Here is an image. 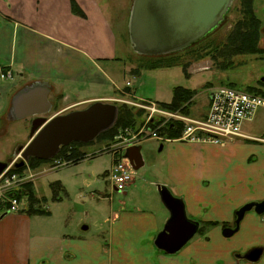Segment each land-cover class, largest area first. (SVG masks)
<instances>
[{
  "label": "crops",
  "instance_id": "crops-1",
  "mask_svg": "<svg viewBox=\"0 0 264 264\" xmlns=\"http://www.w3.org/2000/svg\"><path fill=\"white\" fill-rule=\"evenodd\" d=\"M73 3L81 15L73 13ZM106 6L99 0H0V70L12 72V78L0 79V141L3 122L12 121L11 101L26 86L46 82L52 107L69 103L59 112L127 89L117 86L105 66L121 60ZM242 134L247 139L223 146L145 140L151 145L141 149L143 167L132 174L121 199L102 207L93 234L90 226L76 230L69 222L54 223L48 210L41 216L0 212V264H264V214L246 213L238 231L223 236L235 228L239 209L264 202V131ZM28 141L29 136L20 148ZM158 186L180 199L186 217L199 224L173 255L155 246L170 220ZM255 248L263 250L259 261L242 262Z\"/></svg>",
  "mask_w": 264,
  "mask_h": 264
},
{
  "label": "rangeland",
  "instance_id": "rangeland-1",
  "mask_svg": "<svg viewBox=\"0 0 264 264\" xmlns=\"http://www.w3.org/2000/svg\"><path fill=\"white\" fill-rule=\"evenodd\" d=\"M99 1L107 5L106 8L109 10L108 14L117 36L118 53L121 58L120 62L114 61L105 66L109 67L118 87L124 89L125 84L128 83L130 88L116 91L115 96L110 100L96 102L113 104L118 110L123 107L134 108L132 104L136 99L133 98L134 94L131 92L133 90L138 99L168 104L172 100L174 88L181 87L196 91V95L188 106L189 116L194 118L207 114L211 89L232 84L235 89L244 91L247 87L259 89V85L264 83V55H242L228 58H224L222 54L219 55L227 34L240 18V0H234L225 21L206 41L186 52L173 53L174 58L179 57V66L154 70L140 69L139 73L134 69L150 59L148 56L135 54L131 49L128 38V21L133 0ZM254 12L261 21L259 47L264 50V33L262 31L264 28V0L254 1ZM182 66L186 67L185 72ZM72 103H74L73 100L70 101V105ZM68 104L53 105L46 117L51 118L71 111L83 110L91 103L81 104L59 112L63 108L62 106ZM134 110L137 109L134 108ZM263 110L258 109L253 120L242 125V130L262 133L264 131ZM29 120L30 118L24 121L3 122L0 159L3 157V161L8 162L21 145L26 143L30 133L31 122ZM134 121H136L135 128H127L133 132L132 134L140 130L145 117L141 115ZM152 144L157 145L158 149L157 143ZM110 145L95 140L84 146L82 151L85 156L76 165L73 161H69L68 165L55 168V161L62 159L60 157L40 165L26 162L21 172L25 179L31 181L29 184H33V192L38 198L37 203L34 204L35 208H40L42 211L48 210L50 215L47 217H51L56 224L63 225L64 222H69V229L73 226L76 230L90 226L89 234H93L102 221V207L107 204L108 200L117 201L122 198L121 194L112 192L104 177L105 170L112 163L111 155L106 153ZM148 145L151 143L145 141L139 146L144 151ZM55 183L61 186L56 194L52 189V185ZM22 201L24 202L21 209L26 210L28 204L25 200Z\"/></svg>",
  "mask_w": 264,
  "mask_h": 264
},
{
  "label": "water",
  "instance_id": "water-1",
  "mask_svg": "<svg viewBox=\"0 0 264 264\" xmlns=\"http://www.w3.org/2000/svg\"><path fill=\"white\" fill-rule=\"evenodd\" d=\"M234 0H133L128 21V38L132 51L139 56L158 57L183 51L211 35L224 21ZM50 88L46 82L35 83L19 90L11 101L12 121L33 118L29 141L19 149L14 169H21L30 159L48 162L61 148L73 143L88 145L111 129L117 120L115 105L93 102L83 110H75L47 118L52 105L48 99ZM133 169L143 167L141 147L126 150ZM0 162V175L9 167ZM161 202L170 213V220L157 236L155 246L169 255L178 253L198 232L199 224L186 217L183 202L158 186ZM264 214V202L247 204L236 213L235 228L225 229L230 238L248 212ZM87 228L84 227L83 230ZM261 249L249 252L245 259L259 260Z\"/></svg>",
  "mask_w": 264,
  "mask_h": 264
},
{
  "label": "built area",
  "instance_id": "built-area-1",
  "mask_svg": "<svg viewBox=\"0 0 264 264\" xmlns=\"http://www.w3.org/2000/svg\"><path fill=\"white\" fill-rule=\"evenodd\" d=\"M10 78L12 72L9 69L0 70V79ZM126 87L129 88L130 84L127 83ZM208 101L207 114L197 119L184 115L181 111H169L161 103L136 99L132 106L144 113L143 126L134 134L127 129L120 131L116 142L106 151L112 158V165L106 177L112 192L124 194L133 180V169L124 157L128 148L149 139L159 143L177 140L185 143H211L223 146L229 142L247 139L242 134V125L251 122L258 109H264L263 97L229 86L211 89ZM177 125L182 126L181 134L177 139H169L162 134L169 126L176 128ZM69 163L64 159H57L54 167H63ZM24 167L14 169L11 164L0 175V212L3 214L25 210L21 209L24 202L22 200L25 199L15 197L26 184L31 182L25 179L21 172Z\"/></svg>",
  "mask_w": 264,
  "mask_h": 264
},
{
  "label": "trees",
  "instance_id": "trees-1",
  "mask_svg": "<svg viewBox=\"0 0 264 264\" xmlns=\"http://www.w3.org/2000/svg\"><path fill=\"white\" fill-rule=\"evenodd\" d=\"M254 1L255 0H240V18L235 22L234 27L227 34L224 43L222 45V50L219 55H223L224 58L230 56H242V55H264V50L259 47L260 42V31H261V21L256 17L254 12ZM72 11L75 14H80L78 7L73 3ZM81 15V14H80ZM212 35V34H211ZM211 35L205 39L195 43L189 48L183 50L186 52L204 41H206ZM217 51V49H216ZM174 54L158 56V57H148L150 60L139 64L134 71L138 72L140 69H158V68H171L174 66H179V57L174 58ZM184 72L186 67L182 66ZM227 86L234 88L232 84ZM264 83L259 85V89L252 87H247L244 91L256 96L264 98ZM196 91L183 89L181 87H176L173 90L172 100L168 104L161 103V105L172 112L181 111L184 115H189L188 106L191 104ZM143 112L140 110H134V108H121L118 110V117L115 125L108 131L102 133L96 141L104 142L105 144H113L116 142L119 131L125 130L127 128H135L136 121L134 119L143 116ZM134 121V122H133ZM182 126L177 125V127H168L163 131L162 134L166 135L169 139H177L181 134ZM89 145V144H88ZM87 145L73 143L70 146L63 147L57 154L55 158H62L67 161H73L74 165L78 164L79 161L83 160L85 153L82 148ZM31 164L40 165L44 163L43 161H37L35 159H30ZM53 193L56 194L58 190L61 189L59 184L52 185ZM15 196V195H14ZM18 199H25L28 208L24 211L27 215H47V211H42L40 208H35L34 204L37 203V197L33 192V184H26L21 191H19L16 196ZM42 201V199H41Z\"/></svg>",
  "mask_w": 264,
  "mask_h": 264
},
{
  "label": "flooded vegetation",
  "instance_id": "flooded-vegetation-1",
  "mask_svg": "<svg viewBox=\"0 0 264 264\" xmlns=\"http://www.w3.org/2000/svg\"><path fill=\"white\" fill-rule=\"evenodd\" d=\"M262 31H263V33H264V28L262 29ZM10 118V117H9ZM10 120H11V118H10ZM33 120V118H31V121ZM255 249H259V248H255ZM252 250H254V249H252ZM252 250H249V251H247L245 254H243L241 257H240V259H241V261H243V262H249V263H255V262H250V261H248V260H246L245 259V256L249 253V252H251ZM262 250V249H261ZM262 253H263V250H262ZM262 255V254H261ZM261 257V256H260ZM260 259V258H259ZM259 261V260H258ZM257 262V261H256Z\"/></svg>",
  "mask_w": 264,
  "mask_h": 264
}]
</instances>
